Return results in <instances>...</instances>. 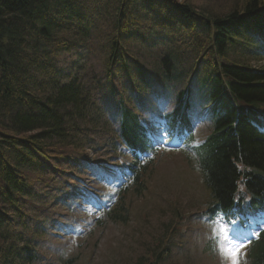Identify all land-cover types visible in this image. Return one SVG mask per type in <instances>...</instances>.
Returning <instances> with one entry per match:
<instances>
[{"label": "trees", "instance_id": "1", "mask_svg": "<svg viewBox=\"0 0 264 264\" xmlns=\"http://www.w3.org/2000/svg\"><path fill=\"white\" fill-rule=\"evenodd\" d=\"M209 1L0 0V264H44L40 240L68 222L54 208L68 209L64 195L82 170L110 151L143 150L145 115L125 100L153 78L176 98L196 89L218 109L197 149L213 198L205 213L233 206L239 183L247 207L264 209V137L231 108L232 99L252 110L264 103V0ZM154 167L147 161L120 193L115 222ZM170 224L171 246L187 223ZM256 244L252 264H264V232Z\"/></svg>", "mask_w": 264, "mask_h": 264}, {"label": "rangeland", "instance_id": "2", "mask_svg": "<svg viewBox=\"0 0 264 264\" xmlns=\"http://www.w3.org/2000/svg\"><path fill=\"white\" fill-rule=\"evenodd\" d=\"M202 1L204 0H193L195 4ZM207 3L215 2L211 0ZM149 56L151 54L145 52L142 60L149 63ZM62 57L66 59V65L75 59L73 52ZM187 59H190L188 65L192 64L189 53L185 61ZM115 85L119 88L120 83L115 82ZM129 94L132 95V91ZM162 132L165 135L164 130ZM168 147L169 150L161 154L153 171L147 176V188L139 197H130L125 212L126 224L106 221L104 215H100V219L105 221L104 225L98 223L86 225L84 228L76 226L78 230L69 235L52 230L54 234L46 235L40 240V248L46 254L47 260L51 264H62L65 258H73L72 264H140L141 255L145 254L150 259V252L157 251V246H161L159 243L167 239V224L171 222V232L181 216L191 217L196 211L205 208L210 199L193 152L182 144L177 148L174 144H169ZM86 183L89 184L87 181ZM188 224L193 228L186 234L177 235L175 239L184 241L191 250L187 261L181 260V257L176 264H222V261L223 264H230L225 255L228 251L223 247L219 251L215 249L217 256L213 251L209 253V249L205 250L208 241L205 238L212 231L205 220L202 223L193 218L187 221ZM218 229H223L219 221ZM55 233L58 235L55 236ZM223 237L226 235L223 234ZM53 250H60L64 254L59 258L60 253ZM239 264H249L245 251L239 253Z\"/></svg>", "mask_w": 264, "mask_h": 264}, {"label": "snow or ice", "instance_id": "3", "mask_svg": "<svg viewBox=\"0 0 264 264\" xmlns=\"http://www.w3.org/2000/svg\"><path fill=\"white\" fill-rule=\"evenodd\" d=\"M254 234H258V233H256L254 230ZM242 247H244L243 244H238L231 251H228L227 253H225V255L230 261V264H239V253Z\"/></svg>", "mask_w": 264, "mask_h": 264}, {"label": "bare ground", "instance_id": "4", "mask_svg": "<svg viewBox=\"0 0 264 264\" xmlns=\"http://www.w3.org/2000/svg\"><path fill=\"white\" fill-rule=\"evenodd\" d=\"M262 46V45H261ZM261 46H259V48L257 49V51H259L260 49H262V47ZM199 81V80H198ZM190 83H191V85H192V82H191V80H190ZM194 85V84H193ZM197 85V84H196ZM222 84H220V86H219V89L221 88V90H222ZM197 87H198V85H197ZM172 96L174 97V98H176L177 97V95H176V93L174 92V91H172ZM219 94L220 95H222L220 92H219ZM222 96H224V94L222 95ZM236 123H239V122H236ZM236 182H239L240 181V179H236L235 180ZM246 188V187H245ZM213 200V198L212 199H210V201H212ZM209 201V202H210ZM56 229H58V228H56Z\"/></svg>", "mask_w": 264, "mask_h": 264}]
</instances>
